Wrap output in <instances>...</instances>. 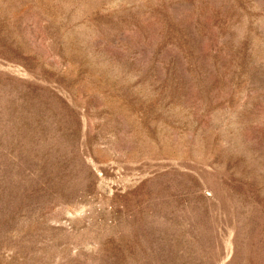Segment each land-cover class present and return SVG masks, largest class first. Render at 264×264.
Here are the masks:
<instances>
[{
	"label": "rangeland",
	"instance_id": "obj_1",
	"mask_svg": "<svg viewBox=\"0 0 264 264\" xmlns=\"http://www.w3.org/2000/svg\"><path fill=\"white\" fill-rule=\"evenodd\" d=\"M0 264H264V0H0Z\"/></svg>",
	"mask_w": 264,
	"mask_h": 264
}]
</instances>
